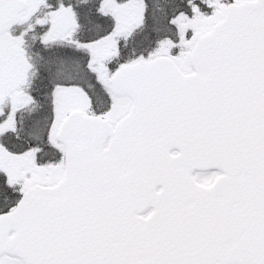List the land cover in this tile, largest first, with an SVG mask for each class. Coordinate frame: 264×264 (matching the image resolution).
Returning <instances> with one entry per match:
<instances>
[{
    "label": "snow or ice",
    "instance_id": "1",
    "mask_svg": "<svg viewBox=\"0 0 264 264\" xmlns=\"http://www.w3.org/2000/svg\"><path fill=\"white\" fill-rule=\"evenodd\" d=\"M0 264H264V0H0Z\"/></svg>",
    "mask_w": 264,
    "mask_h": 264
}]
</instances>
